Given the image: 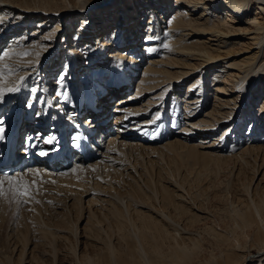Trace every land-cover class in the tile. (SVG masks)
<instances>
[{
    "label": "bare ground",
    "instance_id": "6f19581e",
    "mask_svg": "<svg viewBox=\"0 0 264 264\" xmlns=\"http://www.w3.org/2000/svg\"><path fill=\"white\" fill-rule=\"evenodd\" d=\"M18 1L19 0L15 2L21 4ZM37 1L39 4L36 6L37 8L31 7L30 5L28 6L26 1L24 2L28 7L21 8L16 6L18 4L15 5L12 0H0V4L3 6L5 3H9L11 4V9H20L16 10V12L19 13L17 21L13 19L10 24L20 23L16 26L19 27L22 22L20 20V18H22L21 15H27L23 22L32 25V28H34V30H30L27 33L28 36L31 34L30 38L32 41L30 39L28 41V37L25 35L19 34L13 41H11L12 37H10V44L2 51V53H11L5 59L0 60V70H3L5 75L4 87L7 88L16 84L20 77H24L25 79L23 83L20 84V91L7 93L0 106L3 105L4 101L5 103L8 102L7 99L17 96V100L20 101L26 97L29 98V100L34 98L35 103L38 99L39 104H41L42 101H48L49 98L46 91L49 90V88L50 90L54 89V86H51L54 81L52 82L50 79L53 78L54 75H59L57 79L58 84H56L58 85L55 92L56 94H54L55 99L64 96L62 101L67 100V94L68 91H70V96L72 98H70V103H68L69 106L65 105L69 107V109H72L74 103H80L81 98L79 99V96L84 98L89 96V94H92L94 87L99 90L109 88L103 83L106 82L108 78L131 81L135 74V68L139 63L137 55L142 57V55L146 54V62L141 66L143 68L141 81L138 82L139 80H137V88L134 94H121L120 91L115 92L111 87L110 92H113L111 96L113 94V97H117L114 101L115 105H113L114 107L111 109V113L110 105L99 103L100 106L98 107V109H100V114L104 117H108L110 114L113 115V111H117L113 116L115 119L112 121V124L118 127L121 124L136 120L134 124L132 123V126L136 127L139 125L136 128L137 132L132 133L133 127L130 129L127 128L126 130L120 129L117 133L115 132L116 135L112 137L110 134L106 135L109 132L107 131L105 135H99L100 137L103 136L102 140H98L96 143L98 146L101 145L106 152L129 158L127 150H132L135 147L134 144L126 143V138L132 136V138H137L139 137L138 135L146 133L148 127L153 126L154 131H156V139L153 138V140L150 141L148 138L149 140H147L149 142L159 140L157 135L161 134L163 130H167V124L165 125L167 117H172V123H176L177 119L175 112H178L176 106L179 102H184L185 112L183 115L187 118L183 119L188 121V125H183L182 131H185L186 134L180 130L181 128L176 129V131L172 133L174 140L167 141L163 149L166 150L168 154L178 157L183 156L187 160L190 159L194 161L193 163L195 164H201L200 166H202L201 168L204 170L211 167L210 163L219 166L221 163L232 162L236 165V168H239V171L248 170V174H250L251 177L249 178V182L251 183L249 185L247 184V186H243L242 195L244 199L242 201L244 202L243 205L241 204L242 208L235 210L233 214L232 223L235 229L228 233L217 232L210 227L207 228V231L205 230L207 233L206 236L209 235L218 246L221 245L225 247L217 258L212 259L213 261L211 264H264V114H261V112L264 113V98L261 96L257 97L258 99L260 98L263 104L262 111L258 109L257 111L256 109L253 110L252 108H254L253 106H255V104L251 105L252 108L248 104V101L250 102L251 100H249L251 96H257L255 93L260 90V86L264 88V0H129L128 2L127 0ZM57 2H59V6H57ZM169 4L171 5V11H169ZM1 5L0 8L3 7ZM22 11L27 12L25 13ZM35 11L41 12L40 14L42 15L36 14ZM112 11H117L118 13L113 14ZM4 12V10H0V21ZM164 13L168 14L166 18L162 17ZM79 15L84 16L80 17ZM40 16H42V18H40ZM38 18L39 20L36 21ZM128 22H130L131 25L127 27ZM161 22L165 24V27H160ZM95 23H99L101 26L108 24L105 27L103 26L100 29L101 31H98L99 33L95 29L96 35H91V44L90 46L87 44L90 48H88L87 51L85 50L86 52H81L82 49L87 48L85 47V42L78 45L77 40L75 41L72 35H79L80 29L82 27L87 29L91 26L89 24L98 27ZM66 27L73 29L70 34H67L66 39L69 42V45L66 47L69 48V51H67V53L61 52L62 55H59L57 60L51 62L52 65L55 64L54 69L52 65L50 67L45 66L43 61L46 60L47 54L49 56V50L55 43L57 32ZM7 30L8 29L5 27L2 29L0 28V35ZM69 37L71 39H69ZM111 39L116 40L111 42ZM59 44L62 46L65 45L62 41L57 42V46H59ZM234 47H236L237 51H232ZM139 49H144L145 53ZM25 52L28 53L27 56L20 55ZM83 54L86 56L84 57ZM184 56H188L190 60L200 59L202 61L200 65L202 69L194 81L185 85L186 91L183 95L176 97L175 95L177 94L176 92H179V88L176 89V84L174 85L173 83L190 74L188 72L173 70L177 66L181 68L189 66L188 60H186L187 58ZM63 58V65H61L63 69L60 71L59 66L61 63H59V60ZM81 58L85 60L86 64L84 61L78 64ZM102 58H106V64L109 67H107L108 70L102 71L101 69L93 71L90 69V67L92 68L93 66H91L92 63H98ZM9 69H14L15 74L9 75ZM78 69H82V73L80 72V77L76 76L78 78L74 79L71 75L74 76L77 74ZM208 69H210V71ZM99 81L103 82L100 83ZM213 83L216 84L210 86V84ZM172 84L174 85L172 87L174 95H172L171 101L168 102L171 106V114H167V107L169 105L165 110L161 108L159 112L151 115L150 118L146 117L147 113L144 112L145 110H143V108L134 106V104L130 105V108L127 106L130 104L129 102L135 98H133V96L140 95L143 91L158 92L160 90V85H162L163 87H161L165 89L154 94V97H148L145 102L146 105H142L147 108V106L157 104V102L154 101L159 98V95L161 99L165 98ZM180 86L181 84L179 87ZM226 86H229V88H226ZM213 87L215 88L212 89ZM32 88H35L36 91H30ZM117 89L122 90L119 87ZM260 91L262 92V89ZM189 93L191 97H186V94ZM208 95L215 98L213 106L206 109L204 114L199 117L196 111L200 107L205 108L209 97ZM222 95H226L227 97H223ZM182 98H184L183 101L180 100ZM163 102L161 105L164 104ZM54 105V103L45 105V112L49 114H47V117L49 119L53 117L52 123L50 122L52 129L50 128L48 130H58V132H60L61 126L59 123L65 124L64 120H69L72 116L67 115L66 111L57 110ZM27 106L29 107V105ZM42 106H40V108ZM28 107L27 109H29ZM18 109L17 107L12 109V111H14H11V114L15 113V115H17ZM11 114H6L4 116L5 118L3 117V121L0 122L1 125H4L3 122L12 117ZM45 115H43V118L46 117ZM63 115L66 117H61ZM158 116L159 120L157 121ZM124 117L127 119L123 120ZM36 118H38L35 120L37 126L45 122V120L40 119V117ZM137 118H142V120L138 121ZM85 121L86 120H83V122ZM26 123L28 124L29 120H26ZM30 127L34 129V131L31 132L35 133V126H31L30 123ZM141 127L142 129L146 127V132H142L143 130L141 131ZM64 130H66L65 126ZM216 130H218L217 133H215ZM21 131H23V129H21ZM26 131H28V129ZM19 133L20 129L15 136L19 135ZM52 133L56 134L55 132ZM47 134H45V136ZM57 134L54 135L56 136L55 144L52 143L51 146H57V148H59L60 144L57 143ZM168 134H171V132H168ZM181 135L183 136L182 139L179 137ZM23 136H25V134ZM209 137L213 139L208 142L207 139ZM160 140L158 142H160ZM11 141L13 147L18 145L17 137H13ZM127 142L129 141L127 140ZM202 144L206 145L202 146ZM51 146L50 148H53ZM98 148L97 146H92L90 147V151L87 150L83 152V156L88 155V157L84 159L88 162L87 166L85 165L84 167L82 165L86 163H84V160L76 161L73 164L75 167L74 169L71 171H62L59 174H53L46 170V168L55 170L57 167H60V169H63L64 166L61 164H57V162L51 163L50 161L39 162L37 161L38 158H30V162L32 161V163H35L34 168L28 169L26 171V176L22 175L23 179L29 180V178L39 176L41 185L35 184L33 186L35 189L36 187L43 186L45 180H49L52 184L54 183L53 187L57 195L64 193L66 196L65 199H74L75 206H79L76 221L81 219L82 216L83 196L87 193H90V195L94 193L95 195L92 196L93 198H90L92 200L87 203L89 218H86L88 226L84 229L89 232L91 231L93 237L99 236V233H102V229L96 226L98 224H95L97 215L95 211L90 210V208H92L90 205L93 206L96 204V206H98L99 204L102 209L104 203L107 202V213H100L99 211H97V213L99 212L102 219L108 222L109 232L116 233L118 242L120 240V243L119 246H117L118 248H115V245L113 246L110 244L108 240L103 241L102 248H99L98 252H95V256H93L97 257V259L93 258L94 260H98V263L95 262V264H185L190 261L199 247V239L191 237L192 234L180 228L178 222L174 219L176 217L188 216L187 220L184 221L193 224V222L195 223L200 220V216L198 217L195 213H191V209L189 208L190 203L185 199L183 194L177 193V191L180 192L179 184H177L178 186L175 184L173 190H170L168 187H158L156 186L157 184L154 185L153 182L152 184L157 188L156 190L155 187L150 186L151 184L144 185L145 182L143 181L144 183L142 186L150 194L147 196L145 193L143 197L151 203L145 206V212L135 210L129 204V201L131 203L132 199H140L138 194L141 193V191L137 188V197H134L132 194L131 200L123 201L125 198H122L123 194L120 196L121 192L116 186L121 188L118 182H123L124 177L120 176L117 180L115 179L114 183L117 184L116 186L112 184L113 181L108 179H105L108 184L104 187L100 186L98 182H94V178H103V175L100 176V174H98L99 163L91 161L93 159L92 157H95L96 153H98ZM199 149H205L206 151L200 152L201 150L199 151ZM94 151H96V153H94ZM151 153L158 154L160 157L159 159H165V153L154 149L151 150ZM181 153H184V155ZM98 154L99 156L101 155V153ZM6 155L7 153L3 154L1 159L4 160ZM14 156L15 155H7V158L14 159ZM23 160L24 155H21L14 164H11L10 169L13 170L17 166H20L19 162L22 163L24 162ZM8 162L13 163V161L10 160H8ZM135 163H137V161L134 163L130 160L127 161V164L132 167L133 172L135 171L141 178L140 173L134 166ZM35 165H37V167ZM128 170H130V168ZM90 171H93V173L90 174ZM37 172L39 175H36ZM54 175H58V177L55 178ZM213 175L215 174L213 173ZM168 177L170 178L169 175ZM172 180H174V178ZM187 181L188 180H186V184ZM83 182L87 183L85 184ZM148 182H151V180ZM122 184L123 187L128 185L126 182ZM131 187L135 186L131 185ZM87 188L89 190H86ZM130 190H128V192ZM141 190L143 189L141 188ZM191 190L189 188V191ZM131 193L133 192L129 194ZM108 195L113 197L107 200L103 199V196L107 197ZM230 206H232V204L229 205V208L233 207ZM164 209H171L174 212L172 215L175 218L171 215L168 216V211L166 215ZM90 216L95 218V221H93L94 223L91 222ZM111 222L112 224L110 226L109 223ZM75 224H73V228L71 229L74 237H76L77 231V226ZM236 229H240L242 234L244 231H252L254 234H252V236H246L244 243H241L240 239L234 236V234H236ZM110 233L107 232L106 234L103 232V234L107 235L106 237L108 239L111 238H109V236H111ZM185 234L187 236L184 237ZM51 235L56 236L54 233H51ZM185 240L190 243L191 247H187L186 244L188 242L185 243ZM247 243H250L251 246H253L252 248L258 249L259 255L254 260L247 261L249 248L247 247ZM161 244H167V248L170 247L172 249L165 258L163 254H158L159 252H157ZM232 255H234V257L231 259ZM23 256L24 254L21 252L19 255L20 261H24L25 258H23ZM85 257L87 258V255ZM158 257L162 262L158 260ZM89 258H87V262L92 260H89ZM218 260L220 262H218ZM0 264L4 263L0 261ZM205 264L210 263L206 262Z\"/></svg>",
    "mask_w": 264,
    "mask_h": 264
},
{
    "label": "rangeland",
    "instance_id": "374dc122",
    "mask_svg": "<svg viewBox=\"0 0 264 264\" xmlns=\"http://www.w3.org/2000/svg\"><path fill=\"white\" fill-rule=\"evenodd\" d=\"M15 1H17V0H15ZM15 1L12 0V2L15 3V5L18 4L16 6L21 7V8H27L29 5L31 7L35 8L37 5H39L37 0H19L18 2H20L21 4L16 3ZM24 1L27 2L28 6L25 4ZM128 1L129 0H127V2ZM1 6H3V5H1ZM57 6H59V2H57ZM110 7H112V6H110ZM110 7H108V8H110ZM0 10L5 11L4 15L0 21V28L2 29L5 27L8 29L7 31L3 32L0 35V38L2 37L0 39L1 40L0 41L1 42L0 43V54H2L3 49H5L10 44L9 43L10 37H12L11 41H13L16 36H18L19 34H23L26 37H28V41H29V39L31 40V38H30L31 34L28 36L27 33L30 30H34V28H32V25H28V24H25L23 22V21H25V18H26L25 16H27V15H21L22 18H20V20L22 22H21V25L19 27H16V26L19 25L20 23L10 24V22L13 21V19L17 21L19 13L16 12V10H20V9H16V8L11 9V4L5 3L4 6L0 8ZM112 10H114V9H112ZM169 11H171V5H170ZM22 12L26 13L27 11H22ZM35 12L38 15H42V14H40L41 12H38V11H35ZM112 12H113V14L118 13L117 11L116 12L112 11ZM21 14H23V13H21ZM109 14H111V13H109ZM79 16L83 17L84 15H79ZM167 16H168V14L164 13L162 17L166 18ZM40 18H42V16H40ZM122 18H124V17H122ZM38 20H39V18L36 21H38ZM129 23L130 22H128L127 27L131 25V23L130 24ZM107 24H104L103 26L105 27V26H107ZM89 25H91V26L88 27L87 29L82 27L83 29L82 28H81L82 30L80 29L79 35H77V36L72 35V37H74L73 39L75 41L77 40L78 45L80 43L85 42V47H87V48L82 49L81 52H86L87 49L90 48L89 47L91 44L90 39L92 38V36L96 35L95 34L96 30H97V32L101 31L100 29L103 27V26H101V24L99 25V23H95V25H97L98 27L92 26V24H89ZM110 25H111V22H110ZM160 27L161 28L165 27V24L161 22ZM71 31H73V29L66 27V28H62L59 32H57L56 37H55V41H54L55 43L50 47L49 56L47 54L46 60L43 61L45 66L50 67L52 65L51 62L54 60H57L59 58L58 57L59 55H62L61 52L67 53V51H69L68 50L69 48H66L67 45H69V42L66 39H67V34H70ZM35 34H36V32H35ZM75 37H77V38H75ZM69 39H71V38L69 37ZM59 40L64 42L65 45L62 46L59 44V46H57V42H60ZM113 40H116V39H111L110 41L112 42ZM60 47L61 48L63 47V48L61 49ZM158 48H160V47H158ZM139 50H137V51H139ZM140 51L144 52L145 50L141 49ZM232 51H237L236 47L232 48ZM59 52H60V54H59ZM145 55H142L143 58L141 56L137 55V57L139 59V63L137 65V67L135 68V71H134L135 74L133 75V79H132L133 81L131 80L130 83L128 82L129 84L127 85L128 90L126 91V95L129 93H131L133 95L134 92L136 91V88H137V80H139L138 82L141 81V75H142V71H143V68L141 66L146 62ZM64 56H66V55H64ZM78 56H79V54H78ZM85 56L86 55H84V57ZM184 57L187 58L186 60H188L187 62H188L189 66L183 67V68H181L180 66H177L173 70H177L179 72H188L190 74L187 77L182 78L181 80L173 83L174 85L176 84L175 85L176 89L179 88L178 89L179 92H176L177 94L175 93L176 97L183 95V93L186 91L185 85L187 83L194 81V79L196 78V76L199 75V72L202 69V66H200L202 61L200 59L199 60H190V58L188 56H184ZM49 59H50V61H49ZM105 59L106 58H104V59L102 58L98 61V63L97 62L92 63L91 66L92 65L93 66H92V68L90 67V69H92L93 71L101 70V69H102V71L108 70L109 67L106 64L107 62ZM63 60H64V58L62 60H59V63H61L59 66L60 71L63 69V66L61 67V65H63ZM83 61L85 62V60H83V58H81V61L78 64H81ZM85 64H86V62H85ZM53 65H52V67L54 69L55 64H53ZM77 66H79V65H77ZM79 68H81V67H79ZM81 70L82 69H80V70L78 69V73L75 74L74 76L71 75V77H73L74 79L80 77L79 73L80 72L82 73ZM208 70L210 71V69H208ZM50 71H52V70H50ZM76 76H78V77H76ZM58 78H59V75H54V77L50 79V80H52V82L54 81L53 84L51 85V86H54V89L50 90V88H49V90L46 91L48 93L49 99H48V101H46L47 103L45 101L41 102L42 105L44 103L43 106L38 103V99L36 100L37 101L36 103H35L34 98L29 100V98H27V97H26L27 99L23 98V100L20 101V100H17L18 96L7 99L8 102L5 103V101H4L3 105H1L2 107L0 106L1 107L0 108L1 109L0 110V122L3 121L2 119L6 114L10 115L14 111V110L12 111V109H14L15 107L19 108L17 115H15V113L11 114L12 117H10L8 120L4 121L3 122L4 125H1V123H0V128L3 129L2 138H0V156H2L3 154L6 153V149H4V145H6L8 143V136L12 135L11 132L8 130H11V129L13 130L14 124L16 126V132L14 133L13 137L16 138L15 134L17 133V131L19 129H20L21 133L23 131H26L27 126L30 123V121H29V123L27 124L26 120L27 119L29 120V118H30L31 122H33V123H35L36 122L35 120L38 119L36 117H40V119H44V120L47 119L52 123L53 117H51L50 119L47 117L49 114L47 112H45L46 111L45 105H47V104L51 105L52 103H54L55 104L54 107L57 110L66 111L67 115L73 116V108L69 109V107H66V105L69 106L68 103H70V98H72L70 96V91H68L67 98H66L67 100L62 101L64 96L57 97V99H55L54 94H56L55 92H56V88L58 86V85H56V84H58L57 83ZM102 82L103 81H101L100 83H102ZM109 82L110 83L112 82L111 78H108L106 80V82H103V83L106 84ZM105 84H103V85H105ZM173 84H172L169 92H167V95L165 96V98L161 99V97L159 95V98L154 101V102H157V104L147 106V108L144 105H142V104L146 105L145 102L147 101L148 97H154L153 96L154 94H157V93H159V91H162L163 89H165V88H162L163 87L162 85H160V90L158 92L157 91H148V92L143 91L140 95H136L137 97L133 96V98L134 97L135 98L132 101H130L129 102L130 104L128 103L129 105H127V106L130 108V105L134 104V106L143 108V110H145L144 112L147 113L146 117L150 118L151 115L159 112V110L161 108H163L165 110L166 107L169 105L168 102L171 101L172 95H174L173 94L174 92L172 89V87L174 86ZM180 84H181V86L179 87ZM215 84L216 83L210 84V86L215 85ZM95 88L96 87L93 88L92 93L95 94L94 99H95L96 104L105 103L104 105H110V113H111V109L114 107L113 106V105H115L114 101L116 100L117 97H115V96L113 97V94L111 96V93H113V92H110L111 88H105L102 90H99L97 88L95 89ZM214 88L215 87H213L212 89H214ZM226 88H229V86H226ZM261 89H262V92L260 91ZM260 90L256 91L255 94H257V96H253V97L251 96L249 98V100L251 99L250 102L248 101V104L250 105L251 108H252L251 105L255 104V106H253L254 108H252V109L253 110L256 109V111H257V109L262 111V108H263V104L260 101V98L258 99L257 97L261 96L262 98H264V92H263L264 88H261V86H260ZM94 91H96V92H94ZM103 91H105L106 95H102ZM27 92H28V90H27ZM107 94H110V96H107ZM209 94H211V93H209ZM103 96H106V97H103ZM188 96L191 97V94L190 93L186 94V97H188ZM208 96L209 97H208V101L206 102L205 108L200 107L196 111V114H198L199 117L204 114V111L206 109H209L213 106L215 98L210 97V95H208ZM222 96L224 97L226 95H222ZM28 97H30V96H28ZM82 98H84V97H81V99ZM104 99H105V102L103 101ZM180 100L183 101L184 98H182ZM162 102L164 103L163 105H161ZM251 102H254V103H251ZM1 103L2 102H0V104ZM27 105H29V107ZM40 106H42V107L40 108ZM57 106L58 107L62 106V107L58 108ZM27 107L29 109H27ZM132 108H133V106H132ZM176 109H178V112L177 111H176L177 113L175 112L177 122L172 123L173 118L167 117L166 122H165V125L167 124V130H163L164 132L162 131L161 134L157 135L159 137V140L161 139L160 142H158L159 140H156L154 142L148 141L149 139H150V141L153 140V138L156 139V136H155L156 131H154L153 126L148 127V129L146 130L148 133L145 131L146 127H145V129H142V127H141V131L143 130L142 132H144V131L146 132V133L142 134L143 136L140 134V135H138L139 137H137V138H135V137L132 138L133 136L127 137L126 139L129 142H127V140L124 139L126 141V143L134 144V147H135L132 150H127V152L129 153V158H126L124 156H119L115 153L106 152L102 148L101 145H100L101 147L97 146V148L99 147L97 151H98V153H101V155L99 156V154L96 153V151H94V153H96V155H95V157H92L93 159L91 161L99 163L98 164V167H99L98 174H100V176L103 175L104 179L103 178H101V179L94 178L93 180H94V182H98L100 186L104 187L108 184L105 179H108V180L113 181L112 184L114 186H116L117 184L114 183L115 179L117 180L118 177H120V176L124 177L123 182H121V183L118 182V184L121 186L122 189L120 187L116 186V188L121 192L120 196L123 194L122 198L123 199L125 198L123 201H126V200L129 201V200H131L132 194L134 197H137L136 190L138 188V190H140L142 193V194L141 193L138 194L140 199L139 198H136L137 200L132 199L131 203L129 201V204L135 210H141L143 212L146 211L145 206L148 205V203H151L150 201H147V199L143 197V194H145V193L147 196L150 195L148 193V191H146L144 189V187L142 186L144 182H145L144 185L145 184H147V185L151 184L150 186L155 187L154 185L157 184L156 186H158V187L164 186V187H168L170 190L171 189L173 190V186H175V184L176 185L179 184L180 192L177 191V193L183 194L185 199L190 203L189 208L191 209V213H195V215H197L198 217L200 216L199 217L200 220L198 222H195V223L193 222V224H191L188 221H184V220H187L188 216H185V217L182 216L183 218L182 217H180V218L176 217L175 218L172 215V214H174V212L171 209H167V210L164 209V212L167 215L166 212L168 211V216L171 215L173 218H175L174 220L178 222V226L180 228L186 230V232L192 234L191 237L199 239L198 249L195 251V254L192 256L191 260L186 262L185 264H205L206 262L211 264L213 261L212 259L217 258L219 256L220 252H223L225 247L221 246V245L218 246L211 239V237L209 235L206 236L207 233L205 232V230L207 231V228L210 227V228H213L217 232L228 233L231 230L235 229V226H233V223H232L233 222L232 221L233 214H234L235 210L242 208V205L244 202V201H242L244 199V197L242 195L243 186L244 185L247 186V184L249 185L251 183V182H249V180H250L249 178H251V177H250V174H248L249 173L248 170H242V171L240 170L242 172L241 173L239 171V168L238 167L236 168L235 167L236 165H234L232 162L231 163L225 162L223 164L221 163L222 164V165L220 164L221 166L220 165L215 166L212 163H210L211 167H209L207 170H204L203 168H201L202 166H200L201 164H199V163L195 164V163H193L194 161H192L190 159L187 160L183 156L182 157L179 156L180 157L179 158L178 156L168 154L167 151L163 149L164 144L167 141L174 140L172 133H174L176 131V129L181 128L180 130L182 131L183 127L188 125V121L183 119V118H187L186 116L184 117V115H183V113L185 112L184 102H179V104L176 106ZM227 110H229V109H227ZM126 111H129V110H126ZM44 112L46 113V115ZM167 114H171V106L170 105L167 107ZM261 114L263 115L264 113L261 112ZM43 115H45L47 118L46 117H45L46 119L43 118ZM59 115H61V114H59ZM50 116H52V115H50ZM113 116L114 115L110 114V117H112L113 119L112 120L110 119V122H109L110 125L108 127L109 132L106 134V135L110 134V136H112V137L115 136L117 131L120 129L126 130L127 128L128 129L132 128L133 127L132 125L136 122V120L133 122L129 121L126 124L119 125V127H118V126L112 124V122H111L115 119ZM16 117H17V121H16ZM61 117H66V116L63 115ZM124 118H125V120L127 119L126 117H124ZM137 119H138V121L142 120V118H137ZM158 120H159V116L157 117V121ZM150 125H151V123H150ZM138 126L139 125H137L136 127H133L132 133L137 132L136 128ZM21 129H23V131H21ZM52 132H55L56 134L57 133L60 134V135L57 134V137H58L59 143H61L63 141L60 138L61 134H62L61 131L58 132V130H55V131L53 130ZM168 132H171V134H168ZM182 132L184 134H186L185 131H182ZM217 132H218V130L215 131V133H217ZM138 133H139V131H138ZM158 133H160V132H158ZM56 134L52 133L51 135H52V137H54L56 139V136H54ZM168 136L169 137L171 136V137L169 138ZM179 137L182 139L183 136L181 135ZM211 139H213V138L209 137L207 139V141L209 142ZM5 142H6V144H4ZM53 144H55V143H53ZM135 145H137V146H135ZM204 145H206V144H202V146H204ZM51 147H54V146H51ZM1 149H3V150H1ZM153 149L158 150L159 152L165 153V159L164 160L159 159L160 157L158 154L151 153V150H153ZM199 151L203 152L206 150L205 149L204 150L199 149ZM17 153H18V150H17ZM182 155H184V153ZM17 157H18V155H17ZM24 160L27 161V158H24ZM128 160H130L132 163L137 161V163H135L134 166L136 167V170L140 173L141 178L138 176L137 173H135V171L133 172L132 167H130V165L127 164ZM25 161L22 163L19 162V165L24 164ZM37 161L40 162V161H46V160H41L40 158H38ZM87 161H89V160H87ZM46 162H48V161H46ZM50 162L55 163V161H50ZM85 162L86 161L84 160V163ZM34 164L35 163L33 162L32 167H30V168L28 167V168L29 169L34 168ZM57 164H58V162H57ZM73 164H74V162H72L70 164H66L63 169H60V167H57V169H55L56 171L53 169H47V168H46V170L52 172L53 174H59L62 171H69V170L71 171L72 169H74L75 167ZM82 165L85 167V165L86 166L88 165V162H86L85 164H82ZM35 166L37 167V165H35ZM28 168L23 169V170H21L19 168L18 171L8 173V176L3 175L4 172L0 171V181L3 182V190L5 192V196L0 197V261L2 263H4V264H89V263L93 264L94 263L95 264V262L98 263V260H94V259H97V257H93V256H95L94 254H95V252H98L99 248H102L103 241L108 240L110 242V244H112L113 246L115 245L114 247L118 248L117 246H119L120 240L118 242V237H117L116 233H110L109 232L108 222L104 221L100 215L101 212L107 213V209H108L107 202L104 203V206L102 207V209H101V205H99V204H98V206H96V204H94L93 206L90 205L92 207V208H90V210L95 211V213L97 215L96 219L92 218L90 216V220H91V222L96 220L95 224L98 223L96 226L102 229L101 230L102 233H99V236L93 237L92 236L93 234L91 231L89 232L88 230H84L88 226V223L86 222L87 221L86 218H89V211H88V206H87L88 204L87 203L89 201H91L92 199H90V198H93L92 196L95 195L94 193H92L93 191L91 190L92 191L91 195H90V193H87L86 195L83 196V200H82V204H83L82 208L83 209H82V214H81L82 216H81V219L76 221L79 206L78 207L75 206L76 204H75L74 199H71V198L65 199L66 196L64 193L57 195L55 193V189L53 187L54 183L52 184V182H50L49 180H45L43 183V186L36 187V189H35V187H33L35 184L41 185L39 182V176H34L33 178L28 177L29 180L23 179V176H26V174H27L26 171L28 170ZM44 168H45V166H44ZM129 168H130V170H128ZM219 168H221V169H219ZM150 169H152V170H150ZM168 171H169V174H168ZM90 172H91L90 174L93 173V171H90ZM147 172H148V174H147ZM172 172H174V173H172ZM213 173L215 175H213ZM171 174H172V176H171ZM244 174H245V176H244ZM168 175L170 176V178L168 177ZM173 175H174V177H173ZM12 176L19 177L20 182L29 186L30 198H26V202L23 204L18 205L14 200L11 199V193L9 192V184H8L7 179L12 177ZM200 176H202V177H200ZM57 177H58V175L55 176V178H57ZM149 177H150V179H149ZM208 177L209 178L211 177V178L209 179ZM173 178H174V180H172ZM244 179H245V181H244ZM150 180H151V182H148ZM186 180H188L187 181L188 185L186 184ZM33 181H35V183H33ZM208 181H209V183H208ZM125 182L128 185L126 187H123L122 183H125ZM13 183H15V181ZM83 183L86 184L87 182H83ZM242 183H244V184H242ZM131 185H133L135 187H131ZM241 186H242V188H241ZM152 187H151V190H152ZM132 188H133V190H132ZM141 188L143 190H141ZM189 188H190V190L191 189L192 190L189 191ZM86 190H89V189L87 188ZM128 190H130V191L128 192ZM156 190H157V188H156ZM143 191H144V193H143ZM130 192H133V193L129 194ZM149 192H151V191H149ZM103 197H104L103 199L107 200L108 198H112L113 196L108 195L107 197L106 196H103ZM145 202H146V204H145ZM229 202H231V203H229ZM153 204H154V202H153ZM230 204H232L233 207L230 206L232 208H229ZM95 206H96V208H95L96 210L94 209ZM155 206H156V204H155ZM97 211H99L100 213L99 212L97 213ZM74 222L77 224H75ZM73 224H75L77 226L76 237H74L73 233L71 232V229L73 228ZM100 224H102V225H100ZM109 224L111 226L112 222ZM218 226H219V228H218ZM235 231H236L235 232L236 234H234V236L238 237L240 239L241 243H244L246 236H252V234H254V232H252V231H244V233L242 234L240 229H236ZM103 232L106 234H107V232L111 234V236H109V238L111 237L110 238L111 241H110V239H108L106 237L107 235L103 234ZM51 233H54V235H56V236H52ZM181 236H183V235H181ZM185 236H187V235L185 234L184 237ZM199 236L202 238H200ZM187 242L188 241L185 240V243H187ZM24 244H25V246H24ZM166 245L167 244L159 245L160 248L157 251V252H159L158 254H160V253L163 254L164 258L167 255H169L170 251H172V249L170 247L167 248L168 246H166ZM186 245L188 248L191 247L189 242ZM247 247H249L248 253H247V257H248L247 261L252 260V259L253 260L256 259V257L259 255L258 249L252 248L253 246H251L250 243H247ZM71 251H72V253H71ZM21 252H22V254H24V256H23V258H25L24 261L19 260L20 259L19 255ZM244 254H246V253H244ZM86 255H87V258H89V256H90L89 260L92 259V260H90V262L89 261L87 262V258L85 257ZM29 257H31V258H29ZM233 257H234V255L231 256V259ZM158 260H160V262H162L159 257H158ZM19 261H20V263H19ZM119 261H123V260H119ZM218 262H220V261L218 260Z\"/></svg>",
    "mask_w": 264,
    "mask_h": 264
},
{
    "label": "snow or ice",
    "instance_id": "6c2138e0",
    "mask_svg": "<svg viewBox=\"0 0 264 264\" xmlns=\"http://www.w3.org/2000/svg\"><path fill=\"white\" fill-rule=\"evenodd\" d=\"M10 54L11 53H9V52H3L2 54H0V60L5 59ZM20 55L27 56L28 53H26V52L21 53ZM8 74L14 75L15 70L9 69ZM24 79H25L24 77H20L19 81L16 84L5 88L4 87V83H5L4 71L0 70V102H2L4 100V97L7 93H13V92L20 91V84L23 83ZM30 91L35 92L36 89L32 88V89H30ZM2 134H3V129L0 128V138H2ZM54 142H55V138L52 136H49V137L44 139V143H47V144H52ZM38 155L44 156V155H47V152L41 150L38 152ZM3 175L8 176L7 173H4ZM36 175H39V173L37 172ZM14 181H15V183H13ZM33 183H35V181H33ZM8 184H9V192L11 193V199L14 200L18 205L25 203L26 198H30L29 186L20 182L19 177H15V176L10 177L8 179ZM3 196H5V192L3 190V182L0 181V197H3Z\"/></svg>",
    "mask_w": 264,
    "mask_h": 264
}]
</instances>
